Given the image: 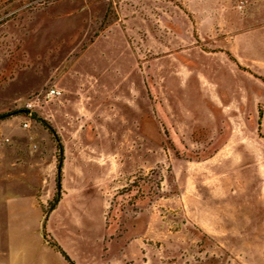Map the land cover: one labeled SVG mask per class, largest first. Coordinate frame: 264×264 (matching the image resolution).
I'll return each mask as SVG.
<instances>
[{"label": "rangeland", "instance_id": "374dc122", "mask_svg": "<svg viewBox=\"0 0 264 264\" xmlns=\"http://www.w3.org/2000/svg\"><path fill=\"white\" fill-rule=\"evenodd\" d=\"M249 6L0 0V114L28 111L0 122V148L25 146L43 188L57 151L38 118L89 155L85 180L107 187L89 194L137 264H264V0ZM103 36L116 47L92 71L81 52Z\"/></svg>", "mask_w": 264, "mask_h": 264}, {"label": "crops", "instance_id": "0c3cea01", "mask_svg": "<svg viewBox=\"0 0 264 264\" xmlns=\"http://www.w3.org/2000/svg\"><path fill=\"white\" fill-rule=\"evenodd\" d=\"M250 4L242 11L235 8L241 14L247 13ZM247 33L236 35V43L246 42L245 38L252 36ZM102 38L104 36L94 39L81 52V55L97 53L94 62L92 60V71L100 69L99 58L104 57L105 52L111 55L110 49L116 47V40ZM106 68L108 83H112L118 73L115 62ZM114 83L113 86L116 81ZM103 86L98 89L99 93L105 91L106 83ZM23 147L0 148V264H69L61 252L49 244V239L74 264H137L138 251L142 253L137 239H129L122 246L107 221L108 199L89 194L90 191L103 193L107 189L105 184L91 185L85 180L89 174V155L78 152L70 156L65 152L61 197L43 225V210L56 192V155L49 161L52 177L43 188L42 168L40 164L27 167ZM131 250L135 251V258L129 254Z\"/></svg>", "mask_w": 264, "mask_h": 264}, {"label": "trees", "instance_id": "16d2710c", "mask_svg": "<svg viewBox=\"0 0 264 264\" xmlns=\"http://www.w3.org/2000/svg\"><path fill=\"white\" fill-rule=\"evenodd\" d=\"M22 112L28 114V111L25 109L19 110L16 112H8V113L0 114V122L6 119H9L14 114L22 113ZM37 121H39L42 124V126L45 129H47L48 132L51 134V136L53 137L56 143V151H57V154H56L57 164H56V177H55L56 193H55L54 198L49 202L48 207L43 210V217H44L43 225H44L50 211L53 208H55L56 204L58 203L61 197V177H62V168H63V161H64V148H63L61 140L59 136L57 135L55 129H53L46 121L40 118H38ZM48 242L52 247H54L56 250L61 252L63 257L69 264H74L73 261L70 260V258L61 250V248L55 242H53L50 239L48 240Z\"/></svg>", "mask_w": 264, "mask_h": 264}, {"label": "built area", "instance_id": "2783aa9c", "mask_svg": "<svg viewBox=\"0 0 264 264\" xmlns=\"http://www.w3.org/2000/svg\"><path fill=\"white\" fill-rule=\"evenodd\" d=\"M236 8L238 10H244L246 8V6L248 4H250L253 1H260V0H233ZM61 94V92L59 90H57L56 88H51L49 89L44 96H36L35 98H33L31 101H29V103L26 105L27 108L31 109L33 106V103L35 102H39L41 99L47 100V99H52L54 97H57ZM24 126H27V124H24Z\"/></svg>", "mask_w": 264, "mask_h": 264}]
</instances>
